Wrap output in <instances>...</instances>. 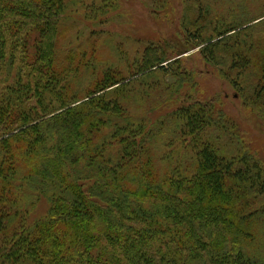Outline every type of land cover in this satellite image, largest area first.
I'll return each mask as SVG.
<instances>
[{
  "label": "trees",
  "instance_id": "1",
  "mask_svg": "<svg viewBox=\"0 0 264 264\" xmlns=\"http://www.w3.org/2000/svg\"><path fill=\"white\" fill-rule=\"evenodd\" d=\"M68 10L0 0V264H264V161L239 123L216 98L165 110L159 79L193 77L167 40L76 92L95 49L59 50ZM191 17L186 40L263 115L264 19L206 37ZM161 89L171 99L180 81Z\"/></svg>",
  "mask_w": 264,
  "mask_h": 264
},
{
  "label": "rangeland",
  "instance_id": "2",
  "mask_svg": "<svg viewBox=\"0 0 264 264\" xmlns=\"http://www.w3.org/2000/svg\"><path fill=\"white\" fill-rule=\"evenodd\" d=\"M106 2L108 5H103L100 0H67L69 10L65 22L73 23L75 32L69 31L67 38H61V42L57 44L59 50L63 52L77 44L95 49L93 55L89 56V66L84 68L82 65L76 71L75 78L69 77L75 79L76 92L80 91V94L84 95L106 74L112 75L113 78L128 75L134 64H137L135 58L142 57L148 43L170 41L176 48L175 51L177 50L170 59L172 67L175 60L180 58L181 71L192 73L193 77L186 75L177 77L171 73L161 77L158 71L149 79L151 81L152 78L161 77L159 79L161 85H158V89L156 92L152 91V94L163 95V98L167 99L163 103L166 111L189 103L187 94L195 100L202 101L216 98L226 113L239 123L250 148L264 161V114L244 104L231 81L220 73L219 67L205 60L201 52L204 44L197 45V40L193 38L186 40L183 31L185 29L182 26V21L192 16V20L202 23L199 27H202V34L207 37L212 34L213 28L222 30L228 28L222 19L234 24L245 23L251 19L257 22L264 19V0H107ZM192 3L197 4L194 5V13L189 8ZM197 6L202 7L200 19L197 17ZM217 16L218 19H215ZM244 25L248 24L242 26ZM93 29L97 32L90 34ZM231 33L232 31H229L227 34L231 35ZM217 39L218 36L213 37L211 41ZM73 64L75 65V61ZM177 79L180 81V91L170 99L169 92L162 93L161 87L166 86V83L174 84ZM140 87L144 89L141 83L136 88ZM47 208V199L42 198L36 206L35 215L45 213Z\"/></svg>",
  "mask_w": 264,
  "mask_h": 264
}]
</instances>
